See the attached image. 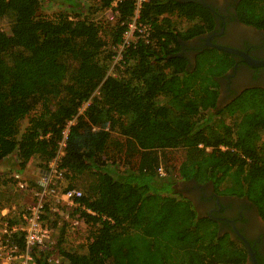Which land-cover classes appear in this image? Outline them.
<instances>
[{
    "label": "trees",
    "instance_id": "16d2710c",
    "mask_svg": "<svg viewBox=\"0 0 264 264\" xmlns=\"http://www.w3.org/2000/svg\"><path fill=\"white\" fill-rule=\"evenodd\" d=\"M114 1L95 0L93 13ZM40 5L0 0V23L9 24L8 34L0 27V166L15 157L23 171L35 155L52 157L66 125L89 103L69 127L59 164L69 189L79 182L84 210L72 215L89 233L80 253L62 247L67 225L58 228L61 264H245L244 247L174 191L176 181L211 182L219 194L247 197L264 221V91H246L211 123L215 78L233 59L206 49L192 68L180 55L182 42L213 30L210 10L195 1L146 0L138 22L148 36L125 48L111 77V50L134 0L118 1L115 22L92 20L86 0H64L69 11L52 19L38 14ZM235 13L264 32V0H238ZM172 150L183 156L175 181L159 155ZM3 173L0 167V180Z\"/></svg>",
    "mask_w": 264,
    "mask_h": 264
},
{
    "label": "flooded vegetation",
    "instance_id": "af4514ba",
    "mask_svg": "<svg viewBox=\"0 0 264 264\" xmlns=\"http://www.w3.org/2000/svg\"><path fill=\"white\" fill-rule=\"evenodd\" d=\"M187 1L198 2L208 8L215 22L212 31L181 43L180 55L187 59L188 67L194 68L196 57L200 53L206 49H215L212 45L234 50L251 60L264 61V32L245 26L237 20L235 11L238 0ZM229 55L234 62L232 67L223 76L215 78L218 84L217 109L212 110L215 118L211 123L221 120L228 106L246 91H264V67L255 66L241 55ZM262 138L264 139V132ZM177 188L181 190L180 197L190 201L200 217L216 223L220 236H228L247 252L235 233L237 231L249 243L257 263L264 264V221L247 197L219 194L211 182L201 185L194 180L179 181L175 184V190ZM245 264L253 263L248 257Z\"/></svg>",
    "mask_w": 264,
    "mask_h": 264
},
{
    "label": "built area",
    "instance_id": "2783aa9c",
    "mask_svg": "<svg viewBox=\"0 0 264 264\" xmlns=\"http://www.w3.org/2000/svg\"><path fill=\"white\" fill-rule=\"evenodd\" d=\"M118 1H114L106 12L110 22L116 21L114 16L117 12L114 9L117 8ZM145 1L134 0L133 16L126 24L122 41L111 50L108 76L118 75L117 69L120 67L125 48L148 36L149 28L138 22ZM88 104H83L77 115H82ZM76 117L62 131L55 154L48 158L44 156L45 170L41 172L39 181L37 180L38 189L32 192L31 203L19 210L13 208L12 212L8 209L3 210L0 218V264H37L36 259L39 256L45 264H61L60 252L56 248L57 236L54 233L64 224L73 228L87 227L78 219V215H72L75 209L84 210L78 202L82 198V192L66 186L63 171L59 167L69 127L75 123ZM157 173L160 177L166 176L161 167L157 169ZM14 179L19 190L31 192L30 186L22 180L20 174L15 175ZM87 212L92 214L89 210Z\"/></svg>",
    "mask_w": 264,
    "mask_h": 264
},
{
    "label": "rangeland",
    "instance_id": "374dc122",
    "mask_svg": "<svg viewBox=\"0 0 264 264\" xmlns=\"http://www.w3.org/2000/svg\"><path fill=\"white\" fill-rule=\"evenodd\" d=\"M40 4H41L40 10L38 14L43 17H46L47 19L54 18L58 13L69 11L68 7L64 5V0H40ZM86 4L88 6L93 5L91 11L89 12L90 13L89 17L92 20L94 21L100 20V22H102L105 20V18H107L106 12L95 11L93 13L92 10L95 8L94 4H96L95 0H86ZM83 14L87 16L88 12L85 11ZM177 26L180 29H184L186 27V24L183 22H177ZM0 27H1V30L5 31V33L7 34L9 33L8 23L1 22ZM162 103H164V101ZM77 116L78 117H76V120L84 119L83 114L82 115L79 114ZM213 118H215V115L212 117V119ZM26 126H27V120L23 121V123L21 124V131H23ZM159 155H161V157H164V159L167 160V163H166L167 166L169 168H172L173 172H171V174H174V175L173 177L172 176L171 177L173 181H175V167L177 168L180 165L182 158H183L182 154L177 151L175 152V150H172V151H164L162 153H159ZM11 160H15V157H11L8 160H5L4 163L2 164V166H5V167L3 168L4 173L2 174V179H1L3 180L4 188L0 187V190H1L0 191V212L4 208H7L8 210H10V212H12L13 208L16 210H19L21 208H24L29 203H31L32 192L38 189L37 180L39 181L41 177V172L45 170V167L43 165L44 156L40 158L38 161L36 160L37 162L35 161L34 163H32L25 172L19 171L18 166L15 163H13L16 160L13 162ZM123 162L124 161L120 159V163H119L120 168H122L121 166ZM161 164L165 166L163 163ZM160 167L163 169L166 175V170L162 166ZM19 174L21 175L22 180L28 183V185L30 186L29 190H31V192L19 190V188L17 187V182L14 179V176L19 175ZM161 178H165V176ZM70 183L72 187H75V189L81 190L78 181H72ZM68 185H69V182L66 180V186ZM174 191H175V197H180L181 190L179 188L175 190V183H174ZM88 233H89L88 227H85V226H78L77 228L66 226V232H65L66 242L63 243L62 247L72 250V251L80 252V253L85 252ZM58 234L59 233L57 230L54 233V235L57 236V241H58Z\"/></svg>",
    "mask_w": 264,
    "mask_h": 264
},
{
    "label": "water",
    "instance_id": "95a60500",
    "mask_svg": "<svg viewBox=\"0 0 264 264\" xmlns=\"http://www.w3.org/2000/svg\"><path fill=\"white\" fill-rule=\"evenodd\" d=\"M213 48H215L216 50L218 51H222L224 53H229V54H238V55H241L243 56V58L247 59L248 62H251L253 63L255 66H258V67H264V61H255V60H251L250 58H248L246 55L244 54H240L239 52H236L234 50H231V49H227V48H223V47H220V46H216V45H212ZM236 235L242 240L245 248L247 249V252H248V257L249 259L251 260V262L253 264H258L257 263V260L255 258V254L253 253L249 243L242 237V235H240L237 231L235 232Z\"/></svg>",
    "mask_w": 264,
    "mask_h": 264
},
{
    "label": "crops",
    "instance_id": "0c3cea01",
    "mask_svg": "<svg viewBox=\"0 0 264 264\" xmlns=\"http://www.w3.org/2000/svg\"><path fill=\"white\" fill-rule=\"evenodd\" d=\"M44 155H40V154H38V155H35V156H33V158H31V160H30V162L28 163V165L26 166V168L23 170L24 172L27 170V168L32 164V163H34L36 160L38 161L40 158H42ZM36 161V162H37ZM2 169H3V167L2 166H0ZM4 170V169H3ZM30 170V169H29ZM177 183V182H176ZM175 183V184H176ZM181 196V195H180ZM176 198H179V197H176ZM7 208H4V209H2L1 210V212H0V216H1V214H2V212H3V210H6Z\"/></svg>",
    "mask_w": 264,
    "mask_h": 264
}]
</instances>
